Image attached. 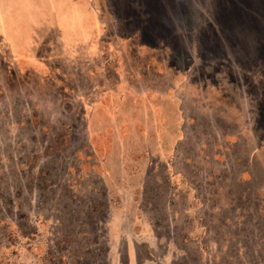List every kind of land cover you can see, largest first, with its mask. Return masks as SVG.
Returning a JSON list of instances; mask_svg holds the SVG:
<instances>
[{"label":"rangeland","instance_id":"374dc122","mask_svg":"<svg viewBox=\"0 0 264 264\" xmlns=\"http://www.w3.org/2000/svg\"><path fill=\"white\" fill-rule=\"evenodd\" d=\"M89 4L95 51L0 36V264H264V0Z\"/></svg>","mask_w":264,"mask_h":264},{"label":"crops","instance_id":"0c3cea01","mask_svg":"<svg viewBox=\"0 0 264 264\" xmlns=\"http://www.w3.org/2000/svg\"><path fill=\"white\" fill-rule=\"evenodd\" d=\"M49 1L46 9L35 0H0V36L13 60L19 57L23 64L36 66L44 60L42 51L47 50L44 56H52L58 47L66 56L61 44L64 49L78 47L81 52L84 48L95 51L108 43L100 15L90 7L89 0ZM14 4L22 6L23 11L15 12Z\"/></svg>","mask_w":264,"mask_h":264},{"label":"trees","instance_id":"16d2710c","mask_svg":"<svg viewBox=\"0 0 264 264\" xmlns=\"http://www.w3.org/2000/svg\"><path fill=\"white\" fill-rule=\"evenodd\" d=\"M238 5H242V6H243V5H244V3H243V2H238ZM113 20H114V19H113Z\"/></svg>","mask_w":264,"mask_h":264}]
</instances>
